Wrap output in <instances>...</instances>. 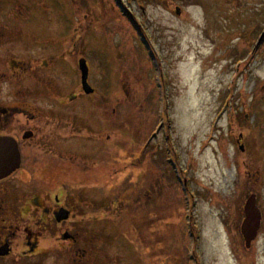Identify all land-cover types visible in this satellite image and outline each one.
<instances>
[{
    "label": "rangeland",
    "instance_id": "1",
    "mask_svg": "<svg viewBox=\"0 0 264 264\" xmlns=\"http://www.w3.org/2000/svg\"><path fill=\"white\" fill-rule=\"evenodd\" d=\"M111 5L38 0L32 27L62 29L63 22L72 76L74 57L82 54L98 90L101 82L105 86L96 78L100 63H117L131 84L133 73L143 76L145 98L102 97L104 105L122 110L125 153L135 150L131 141L146 128V160L132 176L118 178L113 196L104 193L105 201L117 195V205L103 204V264H246L251 257L264 264L257 257L264 254V239L249 249L238 233L230 238L225 231L237 223L229 198L238 185L250 186L238 172L247 153L237 143L244 128L253 136L248 153L262 161L256 185L264 206V47L247 52L264 28V0H122L123 11L113 0ZM118 43L134 50L114 57ZM240 109L252 115L247 127Z\"/></svg>",
    "mask_w": 264,
    "mask_h": 264
},
{
    "label": "flooded vegetation",
    "instance_id": "2",
    "mask_svg": "<svg viewBox=\"0 0 264 264\" xmlns=\"http://www.w3.org/2000/svg\"><path fill=\"white\" fill-rule=\"evenodd\" d=\"M113 1L118 6L122 0ZM37 4L38 0H0V264H103V204L111 209L117 205V195L105 201L104 193L113 196L118 178L132 176L146 160V128L142 138L132 139L135 150L125 153L120 146L125 129H119L118 119L122 110L104 105L102 97L145 98L143 76L136 79L133 73L131 84L117 63L116 68L100 63L96 78L104 79L105 86L101 82L98 90L86 59L88 83L94 89L86 94L77 64L83 56L74 57L72 76L64 23L62 29H32L38 20ZM262 47L264 43L250 53ZM126 48L134 50L131 43L115 45L114 57ZM259 128L264 136V126ZM239 135L247 153L241 155L238 172L250 186L238 185L229 198L228 205L237 206V223L225 225V231L230 238L238 233L245 243L244 205L253 197L260 224L250 249L254 241L264 239L263 196L256 185L262 178V161L248 153L250 132L244 128ZM257 257L264 262V254ZM251 263L258 264L253 257L246 261Z\"/></svg>",
    "mask_w": 264,
    "mask_h": 264
},
{
    "label": "water",
    "instance_id": "3",
    "mask_svg": "<svg viewBox=\"0 0 264 264\" xmlns=\"http://www.w3.org/2000/svg\"><path fill=\"white\" fill-rule=\"evenodd\" d=\"M176 12L179 13V9H176ZM264 39V32L261 34L258 44L261 43ZM79 71L81 74V84L82 88L86 93L93 92V89L88 84V65L84 58L79 59L78 62ZM243 149V146L240 147ZM245 220L242 225V231L246 238V241L249 243L255 236L256 230L260 224V212L256 207L255 200L253 197L249 198L245 204Z\"/></svg>",
    "mask_w": 264,
    "mask_h": 264
},
{
    "label": "trees",
    "instance_id": "4",
    "mask_svg": "<svg viewBox=\"0 0 264 264\" xmlns=\"http://www.w3.org/2000/svg\"><path fill=\"white\" fill-rule=\"evenodd\" d=\"M240 114H241V112H240ZM242 115H243V113H242ZM240 117H241V124H242V122L244 121V118L240 115Z\"/></svg>",
    "mask_w": 264,
    "mask_h": 264
}]
</instances>
